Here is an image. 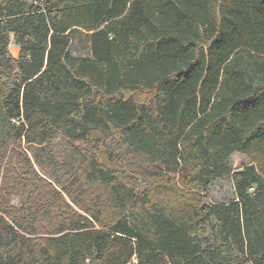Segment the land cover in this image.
Masks as SVG:
<instances>
[{
	"label": "trees",
	"instance_id": "trees-1",
	"mask_svg": "<svg viewBox=\"0 0 264 264\" xmlns=\"http://www.w3.org/2000/svg\"><path fill=\"white\" fill-rule=\"evenodd\" d=\"M61 134L52 179L27 150ZM0 264H264V0H0Z\"/></svg>",
	"mask_w": 264,
	"mask_h": 264
},
{
	"label": "rangeland",
	"instance_id": "rangeland-1",
	"mask_svg": "<svg viewBox=\"0 0 264 264\" xmlns=\"http://www.w3.org/2000/svg\"><path fill=\"white\" fill-rule=\"evenodd\" d=\"M8 51L13 58L18 56L19 46L13 41L12 35L8 44ZM70 52L74 55L89 56L90 51L88 43L84 38H76L70 44ZM110 146L116 152L118 162L121 167L132 174L152 170L155 163L148 157L130 152L114 137L109 138ZM78 143L61 134L56 140L47 143L41 147H31L27 150L28 154L33 156L35 168L43 175L52 179L60 178L68 173L77 163L79 158ZM35 153V154H34ZM236 164L242 160L247 161L242 155H235ZM204 201L213 203H227L235 197L233 182L230 176L223 179H214L203 191ZM12 203L19 205V199L14 197ZM212 236L210 225L204 227L200 233L201 238H210Z\"/></svg>",
	"mask_w": 264,
	"mask_h": 264
}]
</instances>
